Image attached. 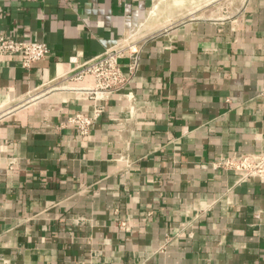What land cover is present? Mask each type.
<instances>
[{"label":"crops","instance_id":"obj_1","mask_svg":"<svg viewBox=\"0 0 264 264\" xmlns=\"http://www.w3.org/2000/svg\"><path fill=\"white\" fill-rule=\"evenodd\" d=\"M154 2L0 0V33L50 51L0 55V264H264V178L215 166L264 153V0L135 37L117 91L64 78Z\"/></svg>","mask_w":264,"mask_h":264},{"label":"built area","instance_id":"obj_2","mask_svg":"<svg viewBox=\"0 0 264 264\" xmlns=\"http://www.w3.org/2000/svg\"><path fill=\"white\" fill-rule=\"evenodd\" d=\"M66 4H73L76 0H62ZM137 40L134 31L117 40L106 48L101 54L88 61L80 62L74 66L64 78L68 80H82L91 76L94 81L89 97L95 96V91H117L131 78L137 60L135 48ZM49 48L44 42L15 39L0 33V55L16 56L23 67L29 68L34 62L45 58ZM129 57L126 71L121 68L120 60ZM101 109L95 108L92 114L75 112L60 123V127L72 125L80 136L88 134ZM215 166L226 170L242 171L243 176H260L264 178V153L233 154L221 156Z\"/></svg>","mask_w":264,"mask_h":264},{"label":"rangeland","instance_id":"obj_3","mask_svg":"<svg viewBox=\"0 0 264 264\" xmlns=\"http://www.w3.org/2000/svg\"><path fill=\"white\" fill-rule=\"evenodd\" d=\"M208 0H155L148 18L135 29L139 37L155 32L172 23L194 15L231 17L239 8L241 0H217L214 4L204 5Z\"/></svg>","mask_w":264,"mask_h":264}]
</instances>
